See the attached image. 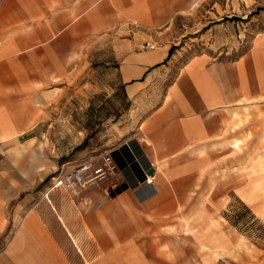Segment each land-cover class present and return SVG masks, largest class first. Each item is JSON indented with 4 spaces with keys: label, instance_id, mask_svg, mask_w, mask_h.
<instances>
[{
    "label": "crops",
    "instance_id": "0c3cea01",
    "mask_svg": "<svg viewBox=\"0 0 264 264\" xmlns=\"http://www.w3.org/2000/svg\"><path fill=\"white\" fill-rule=\"evenodd\" d=\"M198 3L0 0V264H181L180 238H135L149 224H174L176 204L190 209L188 196H235L264 220V155L242 172L229 144L235 134L221 135L231 110L264 113V31L231 54L207 40L189 54L176 46L177 26ZM86 73H107L129 105L128 125L108 151L130 157L118 167L132 185L123 193L107 194L100 183L78 196L46 187L77 165L38 153L68 152L52 138L67 136L56 126L62 130L69 105L82 113ZM151 167L147 185L143 170ZM154 242L171 243V256L156 254ZM145 246V255L135 254ZM102 248L110 250L105 258L96 255Z\"/></svg>",
    "mask_w": 264,
    "mask_h": 264
},
{
    "label": "rangeland",
    "instance_id": "374dc122",
    "mask_svg": "<svg viewBox=\"0 0 264 264\" xmlns=\"http://www.w3.org/2000/svg\"><path fill=\"white\" fill-rule=\"evenodd\" d=\"M202 3L201 6L198 3L200 7L188 24L181 20L177 26V36H181L176 40V46L186 45L189 54L195 53L201 41L205 43L206 40L214 41V48L222 53L231 54L235 48L250 42L257 33L264 31V0H202ZM209 10L213 12L210 22L203 24L204 14ZM206 29H210L208 38L200 40V34ZM86 83L88 88L85 90L82 113L80 110L77 113L76 106L69 105V118L63 121L62 130L58 124L56 126L67 136L52 138L54 145L66 147L68 152L38 153L47 160L55 159L58 165L64 162L73 166L83 161L101 163L103 157L111 156L108 153L110 146L117 142L121 129L128 125L129 105L122 96L120 86L112 90L107 73H86ZM230 112V120L225 123L221 135L235 134L232 140L239 139L237 146H233L232 140L229 144L241 154L243 164L239 167L246 172L250 164L256 163L264 155L257 151L264 149V113L258 108L253 110L249 107ZM253 145L257 148L255 151ZM128 147L131 148L134 163L137 149L133 142ZM124 152L125 149L120 148L123 158ZM99 183L100 188H105L107 194L112 195L126 192L132 187H129L126 173L120 169ZM188 197L191 203L188 211L184 204H176L172 215L174 224H160L156 230L151 229L149 224L144 231L138 232L135 241L139 244L145 241L147 245L149 238L156 240L159 235H174L180 238L177 253L180 254L181 264H264V220L254 218L248 205L231 195ZM148 221L152 222L153 218L149 217ZM154 244H157L152 249L155 253L171 256L172 250L167 248L171 243ZM79 246L88 255L87 244ZM135 251L141 256L148 252V248L145 246ZM109 252V249L102 248L96 255L105 258ZM118 252L122 256L126 254L124 249Z\"/></svg>",
    "mask_w": 264,
    "mask_h": 264
},
{
    "label": "built area",
    "instance_id": "2783aa9c",
    "mask_svg": "<svg viewBox=\"0 0 264 264\" xmlns=\"http://www.w3.org/2000/svg\"><path fill=\"white\" fill-rule=\"evenodd\" d=\"M154 44L145 43L143 49H153ZM118 169L111 156L103 157L101 163L83 161L70 170L52 175L47 184L49 191L61 190L70 196H78L84 189L97 185L105 180L109 174ZM148 168L143 170L144 181L147 185H153L154 175L147 174Z\"/></svg>",
    "mask_w": 264,
    "mask_h": 264
},
{
    "label": "bare ground",
    "instance_id": "6f19581e",
    "mask_svg": "<svg viewBox=\"0 0 264 264\" xmlns=\"http://www.w3.org/2000/svg\"><path fill=\"white\" fill-rule=\"evenodd\" d=\"M239 143V139H234V140H232V144H234V146H237V144ZM252 166H253V164H250V168H251V170L253 169L252 168ZM251 173H253V172H251ZM253 186H257V184L255 183ZM252 186V187H253ZM242 198H243V200H245V202L247 203V204H249L250 206H252L254 203V201H255V198L253 197V196H242ZM78 248V247H77ZM78 251L82 254V251H81V249L80 248H78Z\"/></svg>",
    "mask_w": 264,
    "mask_h": 264
},
{
    "label": "trees",
    "instance_id": "16d2710c",
    "mask_svg": "<svg viewBox=\"0 0 264 264\" xmlns=\"http://www.w3.org/2000/svg\"><path fill=\"white\" fill-rule=\"evenodd\" d=\"M171 52V50H170ZM124 151V149H122ZM125 153V152H124ZM122 156V155H121ZM119 157L116 153V151L111 153V157L113 158V160L115 161V163L118 165V167H122L123 166V159L124 160H129V157L127 156V154L125 153V157ZM234 226L236 225L235 223H232Z\"/></svg>",
    "mask_w": 264,
    "mask_h": 264
},
{
    "label": "water",
    "instance_id": "95a60500",
    "mask_svg": "<svg viewBox=\"0 0 264 264\" xmlns=\"http://www.w3.org/2000/svg\"><path fill=\"white\" fill-rule=\"evenodd\" d=\"M153 173V169L152 168H149L148 170H147V174H152Z\"/></svg>",
    "mask_w": 264,
    "mask_h": 264
}]
</instances>
